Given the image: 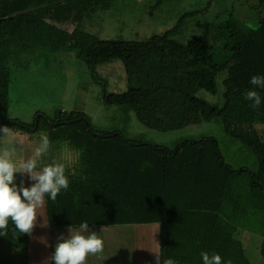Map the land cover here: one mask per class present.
<instances>
[{
    "label": "trees",
    "instance_id": "1",
    "mask_svg": "<svg viewBox=\"0 0 264 264\" xmlns=\"http://www.w3.org/2000/svg\"><path fill=\"white\" fill-rule=\"evenodd\" d=\"M115 1L0 0V126L46 132L52 144H66L78 154L65 171L67 190L61 189L55 201L45 195L49 227L157 223L161 264L163 259L203 264L201 252L219 254L222 264H253L237 233L251 228L254 217L264 224V88L250 83L252 76H264V0L251 1L259 23L239 39L235 29L221 24L215 40L225 41L219 46L206 33L186 42L176 39L194 11L145 41L103 40L81 27L85 17ZM69 25L75 26L72 31ZM38 49L75 50L98 82V65L121 60L128 87L113 93L103 84L107 105L132 110L143 125L159 131L219 118L228 135L254 152L257 171L234 169L213 136L187 139L171 149L126 138L118 130H98L80 111H59L32 123L11 119L12 69ZM220 89L221 103L197 96L200 90L217 94ZM249 90L261 96L256 109L245 99ZM261 236L264 258V225ZM30 237L9 220L0 240L26 250Z\"/></svg>",
    "mask_w": 264,
    "mask_h": 264
},
{
    "label": "rangeland",
    "instance_id": "2",
    "mask_svg": "<svg viewBox=\"0 0 264 264\" xmlns=\"http://www.w3.org/2000/svg\"><path fill=\"white\" fill-rule=\"evenodd\" d=\"M251 1L255 3L254 0H162L161 3L159 0H116L109 9H96L85 17L81 27L103 40L145 41L155 35L164 34L173 28L185 13L194 11V14L186 17L176 39L186 42L190 38L206 33L211 37L212 42L219 46L225 41L215 40L221 24H226L225 28L230 26L235 29L238 39L252 28H256L259 14L252 7ZM67 27L72 31L75 26ZM225 28L223 34L228 33ZM22 59H26L27 63L22 61L18 68L12 69L8 105V116L11 119L32 123L36 118L45 119L43 116L51 118L59 111H80L91 118L94 127L98 130H118L126 138L171 149L187 139L198 140L205 136H213L218 139L227 163L234 169L247 168L252 171L258 169V159L251 148L228 135L219 118L182 129L159 131L143 125L134 111L129 109L125 111L122 106L107 105L103 100V84L107 86L108 92L113 93L125 92L128 87L127 73L121 60H113L95 68L101 84L94 79L86 60L79 57L75 50L38 49L35 55ZM222 93L221 89L217 94L200 90L197 96L215 104L222 102ZM10 129L15 139L9 144L7 137L0 136V149L8 147L14 150L12 159L17 165L31 158L36 147L41 143V134L47 135L46 132L28 133L19 128ZM77 161L78 154L71 147L66 144H52L49 140L48 151L39 158L38 167L56 162L63 164L67 171V168H72ZM14 175L17 185L20 184L21 179L27 187L33 184L27 179L28 176L25 177L26 174L14 173ZM247 223L249 226V222ZM263 225L260 218L254 217L251 228L240 229L237 233L253 264H264L261 253ZM114 227L118 226L88 227V230L98 232ZM68 230V227L54 229L49 227L45 202L42 207L36 209L31 244H34L36 239L40 242L43 247L41 253L43 263L46 260L49 264L48 258L51 256L49 246L52 242L55 247L57 238L61 234L67 238L65 234ZM128 233L124 231L120 238L126 240ZM137 233L140 235L139 232ZM112 242L117 241L109 242V246ZM4 246L11 247L6 243H0V249ZM109 246L104 247L103 253L88 260L87 264H108L112 257L117 256L115 252L117 249L114 251V247Z\"/></svg>",
    "mask_w": 264,
    "mask_h": 264
},
{
    "label": "clouds",
    "instance_id": "3",
    "mask_svg": "<svg viewBox=\"0 0 264 264\" xmlns=\"http://www.w3.org/2000/svg\"><path fill=\"white\" fill-rule=\"evenodd\" d=\"M253 88H264V76H252ZM245 99L251 101L250 107L256 109L261 104V96L255 90H249ZM2 137L8 138L11 144L15 139L12 129L0 126ZM41 143L36 147L31 158L21 161L18 165L13 162L14 150L4 147L0 149V236H7L9 220L19 234H32L36 221V209L44 205L45 195L55 201L61 189L67 190L68 178L65 166L53 162L38 167L39 158L48 151L49 138L41 134ZM14 173L27 174L34 183L27 187L24 180L15 183ZM69 235L64 238L61 234L57 239L55 250L48 258L54 264H85L89 255H99L104 251V242L96 232H89L88 223L83 222L80 229L74 231L69 227ZM155 255L156 264H161L162 254L159 250H150ZM203 264H222L219 254L209 255L201 252ZM162 264H175L172 259H163ZM231 264V262H227Z\"/></svg>",
    "mask_w": 264,
    "mask_h": 264
},
{
    "label": "crops",
    "instance_id": "4",
    "mask_svg": "<svg viewBox=\"0 0 264 264\" xmlns=\"http://www.w3.org/2000/svg\"><path fill=\"white\" fill-rule=\"evenodd\" d=\"M26 176L27 174L25 177ZM32 182L34 183V181ZM122 229L129 232L126 240H122L120 238V235L124 233ZM137 232H139L140 235ZM96 233L100 238H102L104 247L109 246L108 243L111 241H117L115 243L112 242L109 246L114 247V251L117 249V251H115L117 256L112 257L111 261H108V264H156L155 255L150 250L160 251L159 224L124 225L114 227L113 229H102ZM68 235L69 232H66L65 236L67 237ZM30 238L32 239L28 249L26 250H18L13 248L11 245L10 248L4 246L3 249H0V264H48L46 260L45 263H43V255L41 254L43 247L40 245L38 239H36L34 244H31L33 237L31 236ZM2 242L6 243L0 240V243ZM54 250L55 247L52 242L51 246H49V253L52 255ZM20 252L22 254H20ZM92 258H94V256L87 257L85 264H87L88 260H91ZM49 264H54V261L49 259Z\"/></svg>",
    "mask_w": 264,
    "mask_h": 264
}]
</instances>
